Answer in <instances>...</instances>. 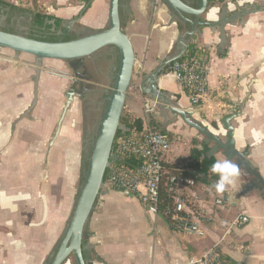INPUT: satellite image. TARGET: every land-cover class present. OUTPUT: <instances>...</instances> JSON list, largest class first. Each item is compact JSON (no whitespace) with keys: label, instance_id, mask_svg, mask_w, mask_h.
I'll use <instances>...</instances> for the list:
<instances>
[{"label":"crops","instance_id":"1","mask_svg":"<svg viewBox=\"0 0 264 264\" xmlns=\"http://www.w3.org/2000/svg\"><path fill=\"white\" fill-rule=\"evenodd\" d=\"M183 1L197 7V0ZM209 3L211 8L200 20L217 22L225 10V42H221L219 26L200 28L184 42L197 50L214 48L208 77L210 99L203 103L202 110H195L167 67L157 86L222 141L225 131L220 120L236 112L246 98L242 114L230 121L234 148L237 152L246 150L247 161L264 181V11L236 16L244 6L263 8L264 0ZM43 5L48 14L66 21L69 28L100 31L108 24L109 0H91L83 12L85 6L80 0H43ZM119 11L123 32L134 53L132 78H138L135 93L127 96L128 106L125 102L127 118L140 119L143 127L154 125L163 131L164 121L146 110L148 100L139 82L160 62L179 52L176 41L190 31V26L159 0H121ZM32 79L30 66H14L13 60L0 57V264H48L72 214L82 160L90 142L84 137L87 128L81 126V111L72 102L48 149L63 103L59 101V79L49 73L40 75L36 94ZM49 83L57 86L50 87ZM165 115L168 121L163 132L170 140V151L162 161L176 166L186 159L191 140L197 139L196 131L179 118ZM178 142L187 144V148L181 155H174L172 147ZM214 158L226 159L221 152ZM240 170L232 187L243 191L252 177ZM229 189L217 194L214 188L198 184L187 190L189 200L190 195L197 196L195 203L208 214L200 222L205 237L197 238L175 232L161 213L147 214L136 196L103 187L87 226L88 242L95 254L89 262L186 264L216 246L229 264H264V197L253 190L233 201ZM224 194L229 202L214 206L213 201ZM241 216H247L248 222L233 226ZM63 264H73L72 258Z\"/></svg>","mask_w":264,"mask_h":264},{"label":"water","instance_id":"2","mask_svg":"<svg viewBox=\"0 0 264 264\" xmlns=\"http://www.w3.org/2000/svg\"><path fill=\"white\" fill-rule=\"evenodd\" d=\"M159 1L169 8L179 20L189 24L190 31L178 37L176 44L179 47V52L177 54L160 62L153 71L141 77L139 89L148 100L146 103L147 112H152L164 121L161 127L163 131L168 121L165 113L171 114L173 119L179 118L184 125L197 132L205 145H210L207 154L208 157H212L221 152L226 159L235 160V164L247 175L252 177V180L244 186L243 194L251 190H258L264 197V181L257 170L247 161L246 150L237 152L234 148L233 128L230 121L242 114L243 104L246 98L239 104L236 112L228 114L220 120V124L225 131V140L222 141L216 135L209 132L206 126L194 120L191 112L181 109L174 104L170 100V97L160 91L157 86L158 80L163 76L165 68L184 56L188 48V45L184 42L186 36L192 38L203 27L215 29L219 26L221 42H225L223 32V26L227 20L223 16L225 10H222V17L217 22L209 23L200 20V17L211 8L209 0H197V7L191 6L183 0ZM88 5L89 3L85 5L82 12ZM259 11H264V7L255 8L254 6H244V10L236 14V16L243 17ZM186 16L192 17L193 21L187 19ZM65 26L69 28L67 25ZM107 47L116 49L118 53V64L113 77L112 89L110 92L105 90L107 93L106 103L98 123L96 136L90 146V153L82 183L79 187L78 196L75 200V205L68 220L65 233L59 242L56 252L52 255L49 264H63L70 256H72L75 264H91L90 262H85L83 259L82 242L88 240L90 237L87 226L97 206L99 195L103 190L104 174L112 161L111 153L115 135L117 132L124 133L126 131L124 126L120 124V116L127 100V90L131 86L134 53L132 45L121 27L119 0H109L107 27L82 38L70 41L48 42L0 30V50H9L15 55L23 54L35 59V88L42 60L70 63L77 60L89 59ZM16 64L18 63L14 61V66ZM64 96L65 100L60 107V114L55 123L53 135L48 143V149H50L54 139L57 137L65 116L69 112L71 103L75 97H79L74 92V86Z\"/></svg>","mask_w":264,"mask_h":264},{"label":"built area","instance_id":"3","mask_svg":"<svg viewBox=\"0 0 264 264\" xmlns=\"http://www.w3.org/2000/svg\"><path fill=\"white\" fill-rule=\"evenodd\" d=\"M199 49V48H198ZM200 55L189 56L185 52L183 61H175L170 65L173 79L185 92L188 102L195 110H202L203 103L210 99L209 74L212 65L214 48L199 49ZM170 151V140L165 133L152 127L140 130H127L114 140L112 161L106 169L103 187L134 195L138 198L145 212L151 216L160 214L159 189L167 172L163 169L161 158ZM119 157L131 158L134 164L125 166L115 164ZM192 179L182 175L167 174L164 182L165 191L170 197L169 210L162 213L179 234L204 238L201 219L208 214L195 201L197 196L187 195L188 189L197 187ZM229 202L224 194L213 201V205L221 207ZM249 218L241 216L235 219L233 226L246 224ZM186 264H228L216 246L209 248L201 256L191 258Z\"/></svg>","mask_w":264,"mask_h":264},{"label":"trees","instance_id":"4","mask_svg":"<svg viewBox=\"0 0 264 264\" xmlns=\"http://www.w3.org/2000/svg\"><path fill=\"white\" fill-rule=\"evenodd\" d=\"M80 1L83 2L84 6L91 2V0H80ZM120 3H121V0H119V5H120ZM0 5L8 8L9 11H17L20 14H29V15H31L32 19H33V23L35 25H37L38 27H44L45 31L49 32V29L54 27L55 30H61L62 33L64 34L61 40H58V36L55 34L56 31L51 32L44 39H36V38H32V37H28V38L41 40V41H48V42L70 41V40L82 38V37L90 35V34H92L94 32H97V31H92V30L85 29V28H80L78 26H73L69 30H67L66 28H64V25L67 22L64 21V20H61V19H57L54 16L42 15V14H38V13L37 14L28 13V12H26L23 9H20V8H17L15 6H13V5H10V4H7L5 2H2L1 0H0ZM196 6H197V4H196ZM119 17H120V21H121V27H123L122 16L120 14V11H119ZM108 48L109 47L100 50L95 55H97V56L102 55L101 53H103V51L107 50ZM186 53L189 56L190 55L191 56L200 55L199 50H197V48H194L191 45L188 46V48L186 50ZM109 57L110 58H114V60H115V62H114L115 63V71H116L117 64H118V53H117V50L115 49L114 55H111V56H108V57L102 56V59L103 58L109 59ZM186 58L187 57H182L178 61H183ZM99 60H101V58H99ZM169 68H170V66L167 67L166 70H168ZM111 89H112V87H111ZM111 89H110V91H111ZM104 96H105V99H106L107 94L104 95ZM105 103H106V101L104 100L103 105L101 107L100 116L98 118L97 126H96L94 132L92 133L91 140L89 142V146H87V152L83 156L82 172H81V178L79 180V187L81 186V183H82L83 174H84V171H85V168H86V165H87V159H88V156H89V153H90V146H91V143L93 142V140H94V138L96 136L98 123H99V120L101 118ZM120 124L124 126L126 131L127 130L131 131L132 129L140 130L143 127L142 122H141L140 119H133V118H126V121H124V122H122ZM152 126H153L152 128L154 130L159 131L161 133H165V132L161 131L158 127H156L154 125H152ZM214 127H215V125H214ZM120 134H123V133L117 132L116 135H115V139ZM113 147H114V143H113ZM209 149H210V145H205L203 143L202 139L201 140L192 139L191 140V148H190V150L188 152V155H187L186 159L181 160V162L178 165H176V166H172V165L168 166V165H164L163 164V161H162V158H161V164L163 166V169L167 172V174L182 175V176H185V177H187L189 179H192L196 184L212 187V185L217 180V177L215 175H213L211 173V171H210L211 164L215 161V158H214V156H212V157H208L207 156ZM114 163L115 164H122V165H125V166H130V165L134 164L135 162L131 158L119 157V158H117L114 161ZM106 174H107V172H105V174H104L103 182H105ZM167 174H165V176L163 177V180L161 182V186H160V189H159V198H160L159 212L161 214L165 213V211L169 210L170 202H171L170 201V197L166 193L165 187H164V182H165V178H166ZM78 192H79V189L77 191L75 200H76V198L78 196ZM74 205H75V201H74ZM58 245H59V243L57 244V247L55 248L54 253L56 252V250L58 248ZM82 256H83V259H84L85 262H89L92 259V257H95V254H94V251H93V245L90 244L88 242V240H84L82 242ZM70 257H72V256H70ZM72 261H73V264H75L73 258H72ZM48 264H49V262H48Z\"/></svg>","mask_w":264,"mask_h":264},{"label":"rangeland","instance_id":"5","mask_svg":"<svg viewBox=\"0 0 264 264\" xmlns=\"http://www.w3.org/2000/svg\"><path fill=\"white\" fill-rule=\"evenodd\" d=\"M1 1L5 2L7 4H10V5H13L17 8L23 9L28 13H32V14L38 13V14H42V15H50V14H48L49 12L46 10L45 6L43 5V0H1ZM14 18L18 19L19 17L15 16ZM18 21L19 22H17L15 24L16 29L21 33H26V35H24V36H27V34H28V31H27L28 22L26 21V18L21 19V20L19 19ZM4 24H6L4 19H1L0 20V26H3ZM101 54H103V53H101ZM0 57H6L7 59H11L13 61H16L18 64L30 66L31 70H33L32 81H33V86L35 88L34 77H35V69H36L35 64H36V62H35V59L33 57L23 55V54L15 55L13 52H11L9 50H5V49L0 50ZM95 57H96L95 60L98 61L97 64L95 65V68H93V69L89 68L87 70V75L91 77L90 78L91 80L90 81L82 80V83H88L89 86H91V88L93 90H104L105 89L109 92L111 87H112L113 81H107L103 78V74L105 73V70L109 65L108 59L107 58L102 59V55H100V56L95 55ZM99 58H101V60H99ZM50 70L63 72L64 74H66L67 76H69L75 80L79 79L80 75H83L82 70H77L76 74H74L71 71V69L67 66L66 62L54 61V60H42L40 68H39V75H38L37 82H36V88L34 90L35 94H36L37 87H38L37 84H38L39 76L45 75L48 73L51 74ZM53 75L54 74H52V76ZM54 77H57L59 79L58 80V88L60 89L59 101L64 102V100H65L64 95L67 92V90L70 88L69 79L61 78V77H58L56 75H54ZM132 79L133 80H131V86L129 87V89L127 90V93H126L127 96L133 95V93H135V90H136V83H137L138 78H137V76L136 77L134 76ZM49 85H50V87H56L57 86V84H54V83H49ZM98 98H99L98 95H93L90 97V99H89L90 101H87L86 105L82 106L83 101L81 100V98L75 97L73 100V106L75 108H78V111H85V110L90 111L92 108L91 104L96 103L98 101ZM126 104L128 106L129 103L126 102ZM124 106H125V104H124ZM100 112H101V109L96 110V111L91 110V113H90L91 117L89 118L90 120L88 119L90 121V122H88L89 123V125H88L89 130L91 129V131H92L93 126H95V127L97 126V122H98V118L100 116ZM79 115H80V113H79ZM81 118H82V116H81ZM126 118H127V111L123 108L121 116H120V123L126 121ZM81 124H82L81 126L84 125V122L82 121V119H81ZM195 135H196L197 140L202 139L199 135L196 134V132H195ZM186 148H187V144H185L183 142H178L176 145H174L172 147L174 155H178V154L181 155L183 153L184 149H186ZM239 189L240 188H236V187H232L229 189V191L231 192L230 197L232 198L233 201L239 200L245 194L253 191V190H251V191L243 194L242 191H240ZM70 258H72V257H70Z\"/></svg>","mask_w":264,"mask_h":264},{"label":"flooded vegetation","instance_id":"6","mask_svg":"<svg viewBox=\"0 0 264 264\" xmlns=\"http://www.w3.org/2000/svg\"><path fill=\"white\" fill-rule=\"evenodd\" d=\"M15 16L16 17L18 16L19 18L15 19L14 18ZM24 18H26V21L28 22V28H27L28 34L25 37H32V38H36V39H44V38H46L48 36V34H50L51 32L56 31L55 34L58 36V40H61L63 35H64L61 30H55L54 27L50 28L49 32L45 31L44 27H38L37 25H35L33 23V19H32L31 15H29V14H20L17 11H9L8 8L0 5V20L4 19V21L6 23L3 26H0V30L1 31L12 33V34H18V35H22V36L26 35V33L19 32L16 29V26H15V24L17 22H19L18 21L19 19L21 20V19H24ZM64 28H66L65 25H64ZM66 29L69 30L70 28H66ZM114 51H115V49L108 48L107 50L103 51L102 56L108 57V56L114 55ZM95 58L96 57H95V54H94L89 59L77 60V61H73V62H70V63H66L67 66L71 69V71L74 74H76L77 70H82V74L84 76L80 75L79 79H77V80L70 78L69 76H67L63 72L50 70L51 74H54V75H56L58 77H61V78L69 79L70 88L74 86L75 94L76 95L78 94L79 97L81 98V100L83 101V105L82 106H85L86 102L90 101L89 99H90L91 96L98 95V97H99L98 101L96 103L91 104L92 105V108H91L92 111H96V110H100L101 109V107L103 105V102L105 100V96L104 95L107 94L105 92V89L104 90H93L91 88V86H89L88 83H82V80H85V81H90L91 80L90 79L91 77L87 75V70L89 68L90 69L95 68V65L98 62V61L95 60ZM114 61H115L114 58H110L109 57V59H108L109 65L106 68L105 73L103 74V78L105 80H107V81H113V77H114V73H115V63H114ZM74 69H75V71H74ZM91 110L90 111H86V110L85 111H81L82 121L84 122V126L87 128V131H86V133L84 135V137L87 140H91L92 133L94 132V130L96 128L95 126H93V130L92 131H91V129L89 130V126H88L89 123L88 122H90L89 118L91 117L90 116Z\"/></svg>","mask_w":264,"mask_h":264},{"label":"clouds","instance_id":"7","mask_svg":"<svg viewBox=\"0 0 264 264\" xmlns=\"http://www.w3.org/2000/svg\"><path fill=\"white\" fill-rule=\"evenodd\" d=\"M260 134L256 133V135ZM210 171L217 177V180L212 185L217 194H223L230 187L234 186L241 175L238 165L230 159L215 160L211 164Z\"/></svg>","mask_w":264,"mask_h":264}]
</instances>
